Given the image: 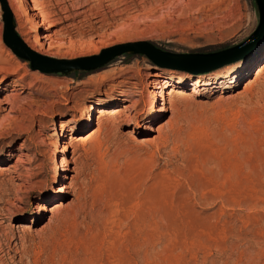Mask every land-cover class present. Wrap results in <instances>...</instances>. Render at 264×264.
<instances>
[{
	"label": "rangeland",
	"instance_id": "374dc122",
	"mask_svg": "<svg viewBox=\"0 0 264 264\" xmlns=\"http://www.w3.org/2000/svg\"><path fill=\"white\" fill-rule=\"evenodd\" d=\"M5 3L75 66L17 57L0 0V264H264L257 0H28L36 21ZM90 105L116 113L71 122Z\"/></svg>",
	"mask_w": 264,
	"mask_h": 264
},
{
	"label": "water",
	"instance_id": "95a60500",
	"mask_svg": "<svg viewBox=\"0 0 264 264\" xmlns=\"http://www.w3.org/2000/svg\"><path fill=\"white\" fill-rule=\"evenodd\" d=\"M260 7L264 8V0H257ZM4 16V34L3 42L4 44L19 58L27 60L30 62L31 69L33 71H39L41 73H64L72 70L75 65L69 62H60L52 60L43 56H40L24 44V42L16 35L14 30V24L12 21V14L9 8L6 6L5 0H1ZM261 35V34H260ZM128 51V50H124ZM117 51L113 53L106 54L101 63L108 62L110 59L116 55L124 52ZM133 54H144L150 59H154L157 56H162V53L155 49L152 45L148 43H142L136 45L130 50ZM100 63V64H101Z\"/></svg>",
	"mask_w": 264,
	"mask_h": 264
},
{
	"label": "bare ground",
	"instance_id": "6f19581e",
	"mask_svg": "<svg viewBox=\"0 0 264 264\" xmlns=\"http://www.w3.org/2000/svg\"><path fill=\"white\" fill-rule=\"evenodd\" d=\"M17 1V4L20 6V8L23 9V7L26 8L27 6V12L26 14H29L30 17H31V20L33 21H36V14L34 11L30 10V7L28 6V0H16ZM24 10V9H23ZM262 14V13H261ZM28 15V16H29ZM260 35V34H259ZM37 45L39 47H42L44 46L45 44L43 43H40V41H37ZM160 50V49H159ZM213 58V57H212ZM152 85H154V83H151ZM15 89H19V85H14ZM164 88L166 87L165 85L163 86ZM155 97H157L158 95L157 94H154ZM154 98V97H153ZM162 101H163V105H165L166 102H168L166 100L165 97H162ZM157 106L156 102L152 101L151 102V107L152 109L155 108ZM92 112H96L97 114H99V119L104 117V116H108V117H112L115 115L116 112H111V110H105L103 108H99L96 110V107L95 105H90L88 107H81L79 108L78 110H76L75 112H73V114L71 115V122L72 123H81L83 122L87 117L89 119H91V113ZM118 115V114H117ZM115 118V117H114ZM74 138H72L73 140ZM21 258V257H20ZM11 259V258H10ZM13 259V258H12ZM21 260V259H20ZM9 261V260H8ZM2 263V262H1ZM31 263V262H30ZM3 264V263H2ZM14 264V262H13ZM27 264V263H25Z\"/></svg>",
	"mask_w": 264,
	"mask_h": 264
}]
</instances>
